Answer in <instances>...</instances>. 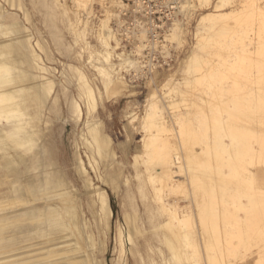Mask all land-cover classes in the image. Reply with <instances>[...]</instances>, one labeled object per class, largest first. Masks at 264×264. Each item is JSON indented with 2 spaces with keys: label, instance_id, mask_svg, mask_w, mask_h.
<instances>
[{
  "label": "bare ground",
  "instance_id": "obj_1",
  "mask_svg": "<svg viewBox=\"0 0 264 264\" xmlns=\"http://www.w3.org/2000/svg\"><path fill=\"white\" fill-rule=\"evenodd\" d=\"M67 1L30 0V4L35 9L36 5H40L36 10L42 16V23L50 32L55 46L68 54H75L74 46H78L81 37H86L85 32L88 31L86 26L92 23L91 17L94 16L92 4L98 2L104 10L106 0H69L77 9L83 7L85 11L82 18L83 12L81 14L78 10L71 12L76 23L71 21V10L67 8ZM197 1L204 6V9L198 14L191 35L188 31V36H192V42L186 41V44H189L188 49L177 61L176 68L165 75L148 60L153 88L148 92L145 100L144 121H154L157 118L159 125L156 127L155 135L141 139V148L144 151L149 146L152 150L159 148V151L166 146L169 148L166 147L167 150L165 149L162 154L159 153L161 155L159 159L157 158L160 171L168 181L176 180L178 176L184 178L183 182L178 183L177 191L175 188L172 191L183 194L185 188L190 189L194 186L193 188L197 189L195 187L197 182L204 184L202 197L206 198L205 208L211 210L208 216L212 215L213 224L220 221L224 225H234L240 230L246 228L248 232L253 231L258 236H264V169H261L264 166V137L259 135L258 131L264 130V93H262L264 83L263 90L259 87L263 81L261 83L255 81L254 85L257 84L258 87L256 92L246 93L249 96H247L249 104L243 105L237 101L238 99L236 100L242 93L240 87H243L239 81L241 78L244 81L243 77L237 78L241 74L240 68L250 62H257L260 66L261 62L258 60L264 58V3L259 0H240L237 7L231 4L229 6L232 7H228L230 0ZM109 3L112 7L116 5L120 10L126 8L121 0H109ZM191 3L190 0H177L179 10L174 13L169 35L164 36L169 42L174 41L179 46L185 43L187 28L183 27L182 21L177 20L176 15L180 14L187 18L191 16L189 12H193L192 9L195 8ZM58 6L62 8V16L58 15L56 10ZM104 11L106 14L110 12L108 7ZM144 18L148 22H153L146 15ZM64 20L73 34L74 46L65 44L61 37L63 34L59 23H63ZM25 22L33 26L25 0H0V187L5 185L10 187L6 197H3L5 194H2L3 190L0 188V252L2 253L0 264L27 262L33 258L29 251L31 246H38L41 258H44L46 264H107L105 254L111 238L112 212L105 187L117 195L122 184L126 188L129 209L124 210L114 224L112 264H192L183 251L185 246L190 245L189 239L192 236L185 233L186 223L190 222L191 217H195L187 214L186 210L189 207L182 206L179 200H173L174 203L167 206L161 201L160 204L155 200L148 201V191L140 174L137 173L136 178L139 183L136 189L141 200L140 208L136 198L133 197L129 178L121 179V172L116 173L111 166L115 157L112 140L105 132L104 121L99 116L98 109L104 106V98L108 100L123 94L126 82L121 70L136 67L140 63L130 55L115 51L118 44L113 31L107 28L105 20H100L101 29L98 28L97 38L101 41L102 50L96 57L93 56L94 53H89V62H87L96 70L98 74L96 80L102 85L103 91L98 87L96 80H88L84 66L68 63L63 64L65 67L61 76L68 86L76 90V96L68 94L61 80L58 81L56 68L48 64L51 59L48 57L47 49L42 48L40 39L36 40L39 37L34 35ZM236 26L244 29L237 42L233 37ZM220 29L225 31V39H222ZM144 33L142 38L145 37ZM228 37L233 38L228 40L232 41L230 48L226 42ZM112 40L115 46L111 44ZM147 41L148 46L150 44L154 47L160 43L155 39L151 41L147 39ZM83 45L85 46L80 49L88 48L86 41ZM161 46L167 50V45L161 44ZM224 50H230L225 53L233 57L234 64L231 70L237 72L235 74L238 76L219 75V72L217 81L221 85L223 83V86H225L224 82L230 81V90L226 95H231L232 106L225 104L222 109H217L213 106L208 108V105H204L207 106L205 108L194 105L190 109L187 107L186 111H177V114L168 112L165 114L164 110L166 112L169 106L164 110L159 106L156 101L160 96L158 94L166 90L168 93H178L181 99H184L185 92L180 84L190 87L202 81H211L213 86L216 83L217 67L215 68V64L212 65L213 67L205 74L201 73V68L211 62L213 55L219 57ZM221 61L225 63L223 59ZM214 62L212 61L211 64ZM242 69L244 72L246 68L242 67ZM256 70L259 72L258 68ZM179 72L186 74L183 83L175 81ZM190 73L191 75L188 76ZM261 77L259 75V79ZM202 86L200 89L205 87ZM192 87H190L191 92H193ZM207 91L208 97L204 92L203 94L208 98V102L217 104L216 99L213 101L217 93L214 91L207 93ZM186 93L189 100V91ZM162 95L165 96L163 93ZM188 100L181 101L188 102ZM252 102L254 106H251ZM62 104L65 105V111ZM128 109L125 110L126 115L133 118V113L128 112ZM173 118L176 123L173 122ZM60 119L73 121L76 124L82 123L80 143L89 158L103 166L102 174L97 175L103 186L94 184L88 178L84 161L77 150L78 144L67 160L60 163L59 149L54 136L50 133L54 121ZM175 125H178L179 130ZM200 125L204 127L203 133H200L206 141L203 145L205 151L203 148L196 150V146H201L199 143L201 138L200 140L197 138L199 133L194 128L197 126L199 129ZM139 153L140 150H137V154ZM137 156L134 157L135 162ZM118 166L120 168V164ZM253 168L258 169L254 171ZM78 181L82 184V190L78 188ZM192 198L189 199V203L194 208L197 197ZM197 208L200 210L199 206ZM200 212L204 215L203 211ZM201 214L196 218H200L201 222H199L204 225L198 232L201 242L199 245L203 246L207 254L205 257L201 254L202 258H206L204 261L208 264H229L230 261L224 250L218 245V257L217 254L210 256V253H207L211 248V243L208 242V232L211 231L208 229L207 232L205 227L207 218L205 219ZM172 221L176 222V225ZM230 241L232 240L228 242ZM228 242L226 247L229 250L228 246L232 242ZM260 251L261 249L259 250L261 255L264 251Z\"/></svg>",
  "mask_w": 264,
  "mask_h": 264
},
{
  "label": "rangeland",
  "instance_id": "obj_2",
  "mask_svg": "<svg viewBox=\"0 0 264 264\" xmlns=\"http://www.w3.org/2000/svg\"><path fill=\"white\" fill-rule=\"evenodd\" d=\"M121 1L126 5V8H123L122 10H120L116 5H114L112 7L111 4L109 3V0H106L105 1L106 6H104L105 7L104 10L108 7L109 11H110L107 14L105 13V11L103 10V8L100 6V4L98 2L92 4V9L94 11V16L91 17L92 23L89 24V26H86V29H88V31L85 32L86 37H84V38L81 37L78 40L79 43H78L77 47H75L73 44V36H72L73 34L67 28L66 21L64 20L63 23H59V27L62 29L61 33L63 34V36H61V37H63V42L65 44L69 43V45L74 46L77 54L76 53L75 54H68V53H66V51H64V50L62 51V49L57 48L55 46L54 41L52 40V38L50 36V32L47 31V29L44 27V24L42 23V19H41L42 16L36 10L37 8L40 7L38 2H36V4H38V5H36L37 8L35 9L30 4V0H25V2L27 4V8L29 9V12L31 15V19L33 21V26H31L30 24H28L26 22L25 23L28 25L29 28L32 29V32L34 33V35L36 37H39L36 40L40 39V41H41L40 43H41L42 48L47 49L48 57H49V59H51V61L48 64L50 66L56 68V70H57L56 76L58 78V81L61 80V82L63 83V85L67 89L66 93H68V94L70 93V94H73L74 96H76V90L74 88H72L71 86H68L66 84V82L64 81V78H62V76H61V72H63V70H64V67H65L64 65H66L68 63L73 64L75 66H79L81 64V66L85 67L86 75H87V78L89 81H93V80H96V78H98V74H97L96 70L94 68H92L91 65L88 63L89 62L88 56L90 55L89 53H92V54L94 53L93 56L96 57V56H98L97 53L102 50L101 41L99 40V38H97L98 37L97 35H98V28H99V30L101 29L100 28L101 27L100 20H105V24H106L107 28H109L113 31L114 37L117 40L118 47H116L115 51L117 53L123 52L127 55H130V57L134 58L137 63L138 62L140 63V64H137L136 67L133 66V67H128L124 70H121V73H122L123 77L125 78V82H126V87H125V89H123V95L120 96V98L117 100H115L114 98H110V99L106 100L104 98L103 104L105 106V109L103 110L101 107H99V114H100L99 116L104 121L105 132L110 136V138L112 140V148H113V151L115 154V157L112 161L111 166L114 167V170L116 171V173L121 172V174H122L121 179H123V177L129 178L130 187L134 193L133 197L136 198V202L138 203L140 208H141V204H140L141 200H140L139 194L137 193V189H136V186L139 183V180L136 178L137 173L140 174L142 182L144 183L146 190L148 191L147 192V200L148 201L153 202L155 200V202H157L159 204L161 202H164L165 205L167 206L169 204H173L174 201L179 200L182 206L189 207V209H191V211H189V209L187 208V210H186L187 214L188 215L192 214L193 216L195 215V217L194 218L191 217L190 222L186 223L187 230L185 233L189 234V236H191V235L192 236L189 239L190 245L185 246L186 249L184 247L183 251L185 252L186 256L188 258H190V262L192 264H199V263L208 264L207 261H204V260H206V258L204 259L201 256V254H202V255H204L203 257H205L206 251L203 250L204 249V248H202L203 246L201 247V245H199L201 242H200V237H199L198 232H199V230H201V227L204 226V225H202V223H200L201 222L199 220L200 218L199 219L196 218L198 216L200 217V214L202 213L200 211H203L205 216L203 214H201V215L205 219L207 218L206 219L207 221L205 220V222H206L205 227L207 228V232H208V229L211 232L214 229L212 234H211V232L210 233L208 232V234H209L208 242L211 243V246H210L211 248H209L210 250H208L207 253H210L209 254L210 256L211 255L215 256L217 254V257H218V252H219L218 250L220 247V249L224 250L225 255L229 259V261H230L229 264H264V252L263 253L261 252V251H264V250H262V247H264V236H258V234H256L253 231L248 232V231H246V228L240 230L234 225H232V226L229 225L230 226L229 227L228 225H224V223H222L220 221H217L216 224L215 223L213 224L214 221L212 220V215L209 214V216H208V213H211V210H207L205 208L204 204H206L205 203L206 198L202 197L203 196L202 195V192H203L202 189L204 187L203 186L204 184L197 182V184H195V185H197V186H195V187H197V189L193 188L194 186L191 185L192 187L190 189L185 188V191H189V192L184 191L183 194L179 193L180 194L179 195L175 191H177V188L179 185L178 183L183 182L184 178L178 176L177 178H175L177 181L176 180H169L168 181V180H166L165 175L163 176L162 171H160L161 167H160V163L158 160L159 156L169 148L167 146H166L167 149H166V147L160 148L161 151H159V148H155V150L154 149L152 150V147H150V146H149L150 148L148 147L146 151H144L141 148V139L144 138L145 136L155 135L157 133L156 127H158V125H159V121L157 118H155L154 121H152V120H148L147 122L144 121V115H145V111H146V109H144L145 100H146L148 92L153 88V84L150 81V72H149L148 65H150V63H153L152 65H155V68L157 70L161 71L162 73H164L165 75L168 74L170 71H173L176 68L177 61L179 60V58H181L184 55L185 51L188 49L189 44L187 45L186 41L189 43L192 42V40H191L192 36H190V35H191L192 30H193V26L195 25V20L197 19L198 14L201 13L202 9H204V6L200 5V3H198L199 1H197V0H190L193 3V4L192 3L191 4L193 6H195V8L193 7V9H192V10H194L193 11L194 13L190 11L189 15H191V16H189L188 18L185 16H182L180 14L176 15L177 20L179 22L182 21L183 27L187 28V29H185V36H186L185 43L182 46L181 45L179 46L176 42L172 41V43H171L166 38H164V36H167L170 33V29L173 25L172 21L171 22H166V21L153 22V23L148 22V21L144 20L145 18L140 12L136 11L135 9H133L132 7L127 5V2L125 0H121ZM182 1H184V0H182ZM239 1L240 0H230L228 7H232V6L237 7L239 5L238 4ZM259 1L264 3V0H259ZM61 2H62V0H61ZM230 4L232 6H229ZM178 6H176V8H175L176 12L179 10ZM57 8H56V10L58 11V15L62 16V8L60 6H58ZM67 8L69 10H71L70 11V18H71V21L74 23H76V21L74 20V16L71 15V12L76 11V10H78L80 12V14L83 12L81 14V18L85 12L83 10L84 9L83 7H80L81 9L80 8L77 9L76 6L74 4H72V2L69 0L67 1ZM86 9H87V7L85 8V10ZM22 17L23 16L21 15V18ZM187 22L189 25L187 24ZM242 30H244V29L241 26L235 27V31H234V35H233L235 42H237L239 40V36L242 35L241 34ZM143 31H146V32L144 33ZM188 31H190L189 36H188ZM143 33H144L145 37L147 36L146 41H145V37L142 38ZM219 33L221 35H223L222 39L223 38L225 39V36H224L225 31L224 30L221 31V29H220ZM147 39H149V41L155 39L156 42L158 41L160 43H159V45L157 44V46H155V47L151 46L150 44L148 46ZM220 39H221V37H220ZM229 39L231 40L233 38L228 37L226 39L228 47L230 48L232 41H228ZM82 41H84V42L86 41L88 43L87 49H85L86 47L84 49H80L81 47L85 46V45H83L84 42H82ZM111 44L113 46H115L114 45L115 42L113 40L111 41ZM161 44L167 45L168 51L165 50L166 48L164 49L163 46H161ZM144 47H146V48H144ZM150 51H151V53H150ZM226 51L224 50V52H221V55L219 54V57L218 56L216 57L215 55H213V59L211 60V62L212 61L214 62V60H215V62L213 64H211V62H209V63H207L208 65L205 64L201 68V73L205 74L206 72H208V70H210L213 67L212 65L215 64V68L217 67L216 68L217 71L215 72L216 73L215 74L216 75L215 76V80H216L215 82L216 83H214L213 86H212L213 82L211 83V81H202L198 85H201V86L203 85L207 88L205 89V87L202 86L203 88L200 89L201 86L199 87L198 85H194V86L190 85V87L193 86L191 88L193 90V92H191L189 86H184L183 84H180L182 87V90L185 92L184 93L185 94L184 99L188 100L189 96L188 97L186 96V94H187L186 92L189 91V95H190L191 100L189 99L188 102H186V101L183 102L184 99L183 98L181 99V95L178 93H174V92L168 93V91L165 90L166 92L162 91V92H160V94H158L160 96H158L156 98V101L159 104V106L163 110L165 107L169 106L166 112L164 110L165 114L167 112L170 114H172V113L177 114L178 113L177 111H181V112L186 111V110H188L187 107H189V109H190V107H192V106L194 107V105H201L202 107H204V105H208V108L209 107H211V108L217 107V109H222L225 106V104L228 106H232V102H231L232 100L230 99L231 95L229 93H227V94H229L228 96L226 95V92H228V90H230V85H229L230 81L224 82L225 86H223L222 82H221L222 83V85H221L220 82L217 81L219 79L217 76H219L221 74H225V75L231 74L233 76V74L237 73L234 70H231L232 65L234 64V59L231 55H229V54H228L229 56L227 55L228 51H230V50H228L227 53H225ZM148 52H149V55H148ZM142 55L144 56V58ZM203 55H205V54H203ZM230 56H231V58H230ZM205 57H206V55H205ZM226 57H228L227 58L228 60L226 59ZM74 59H75V61H74ZM142 59H143V61H142ZM146 59H147V61L149 60L150 63H149V61L147 63ZM222 59L225 61V63L223 61H221ZM219 61H221L223 63H221V62L219 63ZM93 62L95 63V60H93ZM258 62H261V63H259V64H261L260 66L258 65L257 62H250L251 65H250V63H246L247 65L244 64L245 67H244V65L242 67L246 68L244 71L245 73L243 72L242 67L240 68L241 74H243V76L241 74L239 76L235 74L236 77L238 76L237 78H239V79L241 77L244 78V81H242V78L239 81L241 83V86L243 85V87H240V88H242V93L240 94L241 96L239 95L236 98V100L238 99L237 100L238 102L240 101V104L241 103L243 105L249 104L247 101L249 96H248V94L246 95V93L247 92H250V93L256 92L255 90H257L258 87L256 86L257 84L254 85L255 81H257V83H261L263 81L261 83V85L259 84V87L262 88V84L264 83V80L262 79V78H264V73L262 74V71L264 72V70H263L264 67L261 68V66H264L263 65L264 64V58H262L261 60H258ZM222 64L224 65L223 69L224 70L227 69L226 71L228 73H226V71L224 72V70L222 69V67H223ZM248 64L250 66H248ZM206 65L209 67V69ZM229 66H230V68H229ZM246 66H248V67H246ZM87 67H88V69H87ZM145 67H147L148 69ZM256 68H258L259 72H257ZM219 72H220V74L218 75ZM180 73H183V72H179L177 74L178 78L175 81L176 82L178 81V83H180V82L183 83L182 80L184 79V77H186V74L183 73V74H181V76H179ZM189 75H191V73L188 74V76ZM231 75H229V76L231 77ZM256 75H258V77H256ZM259 75H260V77L262 76L261 79H259ZM59 76H60V78H59ZM229 76H227V77H229ZM254 78H256V80ZM252 79H254V80L252 81ZM96 83H97L98 87L101 89V91H103L102 87H101L102 85L100 84V82L98 80H96ZM209 86H210V89H208ZM263 86H264V84H263ZM207 89H208V91H207ZM262 90H263V88H262ZM206 91H207V93H211V91H214V93H217L213 97L214 98L213 101L216 99L217 104L215 102H211V103H209L210 101L208 102V98H207L208 95H206ZM203 92L207 96L206 98H205ZM244 92H245V94H244ZM162 93L165 94V96H163ZM193 93H194V96L196 95L195 96L196 98L193 96ZM250 93H249V95H250ZM262 93H264V90L262 91ZM185 96H186V98H185ZM218 96H220V97H218ZM217 98H219V99H217ZM245 98H246V100H245ZM180 99L183 101H181ZM222 100H223V102H222ZM226 101H227V103H226ZM218 102H220V103H218ZM220 104H222V106ZM62 105H63V111H65V105L64 104H62ZM251 106H254V102H252ZM127 107L128 108L130 107V108L128 109ZM205 107H207V106H205ZM126 108L128 109V112L130 111L131 113H133V116H134L133 118H130V116L128 117V115H126L127 114V112H125V110L127 111ZM173 122L176 123V120L174 118H173ZM62 125H63V127H62ZM200 126H201L200 127L201 129L200 128L198 129L197 126L196 127L194 126L195 128L193 127L195 130H198L197 133H199V134H197V138L199 140L201 138V142H199L201 146H198V147L196 146V150L198 151V149L203 148V151H205L206 149L203 145L206 143V141H205L204 137L202 136V133H203L202 128H204V127H203V125H200ZM175 127L177 128V130H179L178 125H175ZM81 128H82V123L76 124L73 121H69V120L65 121L64 119H60L59 121H56V122L54 121V123L51 126L50 133L54 136L55 141H56V145L59 149L58 150L59 161H60V163H63L65 160H67V157H69L71 155V153L74 152L75 146H76V144H78L77 150H78L81 158L84 161V165H85V168L87 170L88 178L94 184L103 186L101 184V182L97 179V175L102 174V172H103V166L100 165L98 161H97L98 163L93 162L91 160V158H89L87 152L81 146V143H80ZM203 130H205V129H203ZM258 131H259V135L261 134V136L264 137V130H258ZM200 132H202V133H200ZM202 140H204V141H202ZM255 146H257L256 143H255ZM137 150H140L139 154H137ZM159 153H161V154H159ZM136 155H138L137 156L138 159L135 162L134 157ZM119 164H120V168L118 166ZM122 168H123V170H122ZM256 169H258V168H255V169L253 168L254 171ZM261 169H264V166ZM178 178H179V181H178ZM79 182L80 181L77 182L78 188L80 190H82L83 189L81 187L82 184H80L81 182L80 183ZM199 186H202V187H199ZM173 188H175L176 190L174 189L175 191H172ZM192 188H193V190H192ZM1 189L3 190L2 194H5L3 197H6V193L8 192L10 187L8 185H5ZM105 189H106L107 194H108L110 208L113 212L112 233H111V238H110L109 243H108V251L105 255V258L107 260V264H112L111 259L114 258V257H112L113 251H114V235H115L114 224H115V221L122 216L123 211L126 209H129L128 208L129 199H128L127 194H126V188L124 187L123 184L121 185V189L117 195H115L113 192H111V190L109 188L105 187ZM190 193H191V195L192 194L193 195L191 196ZM154 195H155V197H154ZM195 195L197 198L195 197ZM189 197L190 198L193 197L192 199L196 198V201L194 202V205H193L194 208H192L190 206V203H189L190 198ZM201 198L202 199L204 198L203 199L204 202H201V201H203V200H201ZM125 200H126V203H125ZM197 202L199 203V205H197L198 204ZM195 203H197V204H195ZM200 205H201V207H200ZM196 206L197 207L199 206L200 210H198V208ZM188 211H189V213H188ZM197 212L199 214H196ZM120 213H121V215H120ZM186 215H184V216H186ZM218 220H219V217H218ZM173 224L176 225V222H173ZM226 226H228V227H226ZM212 227H214V228L212 229ZM230 228H232V229H230ZM236 230L237 231L239 230L240 233H239V231L237 233ZM188 231H190V232L188 233ZM256 236H258V237H256ZM216 239H217V241H216ZM218 239H219V241H218ZM228 239L229 240L231 239L232 241L228 242L229 241ZM225 240H228V241H225ZM227 242L228 243L232 242L228 246L229 250L226 247ZM217 245L219 247H217ZM212 246H214V247L212 248ZM236 246H238V247L236 248ZM200 247L202 248V252L204 251L205 253L201 252ZM259 248L261 249V251H260L261 255L259 253V250H260ZM29 251H30V255L33 258H31L27 262L25 261V262H20L17 264H46L44 258H41V254L38 251V246H31ZM227 251H229V252H227ZM233 251H235V252H233ZM0 254H2V253L0 252Z\"/></svg>",
  "mask_w": 264,
  "mask_h": 264
},
{
  "label": "built area",
  "instance_id": "obj_3",
  "mask_svg": "<svg viewBox=\"0 0 264 264\" xmlns=\"http://www.w3.org/2000/svg\"><path fill=\"white\" fill-rule=\"evenodd\" d=\"M127 5L149 17L153 22H171L177 0H125ZM152 22V23H153Z\"/></svg>",
  "mask_w": 264,
  "mask_h": 264
},
{
  "label": "crops",
  "instance_id": "obj_4",
  "mask_svg": "<svg viewBox=\"0 0 264 264\" xmlns=\"http://www.w3.org/2000/svg\"><path fill=\"white\" fill-rule=\"evenodd\" d=\"M123 95V94H122ZM121 95V96H122ZM120 98V96H118V97H115L114 99L115 100H117V99H119ZM101 107V106H100ZM103 110L105 109V106H103V107H101ZM98 114H99V109H98ZM100 115V114H99ZM108 200H109V198H108ZM110 206V205H109ZM111 209V208H110ZM111 212H112V210H111ZM112 219H113V212H112V218H111V233H112ZM111 233H110V235H111ZM106 255V254H105ZM105 261H106V263H107V260H106V258H105Z\"/></svg>",
  "mask_w": 264,
  "mask_h": 264
}]
</instances>
